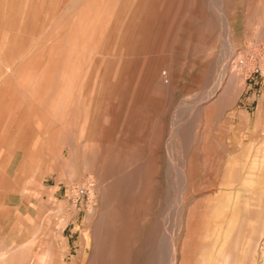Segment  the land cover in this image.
<instances>
[{
	"label": "rangeland",
	"instance_id": "obj_1",
	"mask_svg": "<svg viewBox=\"0 0 264 264\" xmlns=\"http://www.w3.org/2000/svg\"><path fill=\"white\" fill-rule=\"evenodd\" d=\"M94 254L264 264V0H0V264Z\"/></svg>",
	"mask_w": 264,
	"mask_h": 264
},
{
	"label": "bare ground",
	"instance_id": "obj_2",
	"mask_svg": "<svg viewBox=\"0 0 264 264\" xmlns=\"http://www.w3.org/2000/svg\"><path fill=\"white\" fill-rule=\"evenodd\" d=\"M224 58H226L225 59V61H224V65H225V62L227 63L228 62V60L230 59V58H232V54L231 53H229L226 57H224ZM224 60V59H223ZM223 63V62H222ZM233 63H235L234 61L232 62V64ZM223 65V64H222ZM223 65V66H224ZM229 65V64H228ZM232 67V66H231ZM167 68V67H166ZM159 68H157V70H158ZM226 69H227V67H226ZM222 73V72H221ZM156 77V80H157V82L158 83H160V84H166L167 83V78H168V76H171V73H170V69H166V70H164L163 71V75H166V76H162V75H157V74H154ZM226 75H224V74H222L219 78H218V81H217V83H216V86H215V88L209 93V95L205 98V100L206 101H208V100H210V99H212L215 95H216V93L219 91V89L221 88V85L224 83V77H225ZM229 77H230V79L231 80H233V81H235V78H237L238 77V75L235 73V72H233V71H231V73H229ZM236 86H235V89H237V91H239L240 90V88H241V82L240 83H238V84H235ZM234 91V90H233ZM234 94V93H233ZM235 95H236V93H235ZM234 98H235V96H234ZM226 195V194H225ZM230 200V197L228 198V201ZM226 202V205H227V207L229 206V202ZM215 203V202H214ZM227 209V208H226ZM226 211V210H225ZM191 215H193V214H191ZM196 215V214H195ZM244 219V218H243ZM224 221V220H223ZM223 221L221 222V223H223ZM242 229V228H241ZM173 260V259H172ZM174 261V260H173ZM172 261V262H173ZM89 264H104V262H103V259H102V257H100V256H98L97 257V255L96 254H94V256L92 257V259H91V261H90V263Z\"/></svg>",
	"mask_w": 264,
	"mask_h": 264
}]
</instances>
